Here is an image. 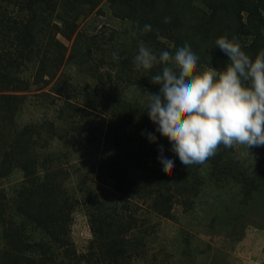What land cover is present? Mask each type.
<instances>
[{
  "label": "rangeland",
  "instance_id": "obj_1",
  "mask_svg": "<svg viewBox=\"0 0 264 264\" xmlns=\"http://www.w3.org/2000/svg\"><path fill=\"white\" fill-rule=\"evenodd\" d=\"M18 1L0 0V26L15 37L0 48V264H264V106L248 100L264 47L247 28L251 18L264 19L263 0H220L233 23L241 20L252 51L238 52L234 63L236 46L224 48L210 30L209 0H164L174 6L156 17L146 14L155 11L151 0ZM68 13L74 23L66 36L59 17ZM199 33L222 67L209 71L204 89L180 94L170 87L183 72L175 67L192 68L188 78L197 72L175 46L187 51ZM124 51L149 53L153 67L143 77L133 59L122 85L111 84V55L126 58ZM161 54L175 55L166 75L153 65ZM104 87L110 91L101 100ZM150 102L166 108L161 120L149 116L153 139L139 134L131 149L104 143L108 123L128 128ZM211 142L220 145V160L196 164L195 186L188 178L180 190L172 185ZM45 179L54 181L51 193Z\"/></svg>",
  "mask_w": 264,
  "mask_h": 264
},
{
  "label": "trees",
  "instance_id": "obj_2",
  "mask_svg": "<svg viewBox=\"0 0 264 264\" xmlns=\"http://www.w3.org/2000/svg\"><path fill=\"white\" fill-rule=\"evenodd\" d=\"M34 1H35L34 3H36V4L41 3V2L46 3V0H43V1L42 0H34ZM111 1H112V3H115L117 0L116 1L111 0ZM151 1L154 2V5H152V9L155 8L154 9L155 11L154 12L151 11V12L146 13L150 17H156V13L159 9L160 10L163 9L168 13L170 11L169 7L171 5H173L172 2L163 3L164 0H151ZM209 1H212V3H211L212 8H213L212 13L216 11V21H215L216 23L214 25H211L212 28L210 27V30L212 29L216 32V36H215L216 37V43H217V41H220L224 48L229 43H231V46H236V57H235V54H234L233 58H232V56H229V62L230 63L237 62V60L240 57L238 52L239 53H245V54H251V52H252L251 49H249L247 47V44H245L246 42H248L249 38H246L243 34V32H245L244 31L245 28H244V25L241 23V20H239V22L233 23L234 19H232V16L231 17L229 16V18L227 17V15L229 14V13H227V11H231L232 9L221 8L220 6L222 4L220 3V0H218V1L217 0H209ZM263 2H264V0H263ZM12 3H14V2H12ZM16 3H17V1H16ZM19 3H20V6H22V3L21 2H19ZM253 3H255V1ZM165 4H168V5L166 6ZM60 5L62 6V4H60ZM30 6H31V9L33 10L32 2L30 4ZM45 7H47V6H45ZM252 7L255 9V4L252 5ZM250 9H252V8H250ZM253 11H251V12L253 13ZM20 12L22 14V17L26 18L27 13L25 12V10L23 8H22V10H20ZM32 12L33 11H31V13ZM34 12H37V10ZM112 14L114 15V12ZM72 16L73 15H70L68 13L66 17L65 16L59 17V19L62 18L61 20L63 21V25H64V27H63L64 29H63L62 33H65L66 36H68L67 34H70V32H71L70 30L72 29V23H74V20L70 19ZM115 16L119 17V15H115ZM224 20L230 21L231 23H233V25H231L228 29L224 28L222 26V25H225ZM26 23L30 28L31 24H32V19H30V17H29L27 19ZM43 24H45V23H43ZM247 28L252 33V36L253 37L255 36L254 41L256 42V44L260 43L264 47V19L261 18L260 20H254L251 18L249 20V26H247ZM5 32H7V31H4L2 29V26H0V48H4L6 46L5 45L6 41L4 38H11V39L15 38L14 36L9 35L8 33H5ZM72 32H73V30H72ZM207 32H209V28H208ZM39 34L40 33H38V32L35 33L36 36H38ZM247 34L249 35V32ZM71 35H72V33H71ZM202 37H203V35L201 33H199L197 36H195V38L192 41H190L191 47H189V48L186 47L187 51L184 49L183 45L180 42H179L178 47L175 46V52L177 55H180V54L184 55L185 53H187L185 55V59H186L185 61H188L189 64L192 63L193 68H195V69H193V72L194 71L197 72V74H196L197 77H194L195 75L194 76L192 75V76H190V78H188V72L192 68L187 67V68H185L186 69L185 70L183 67L176 66L175 68L183 70V72L181 75L177 76V78H175V80L171 81L172 84L170 87L173 89V91H179L178 93L182 94L189 87L191 88L195 85H197V86L202 85L201 89H204L206 87V85H210L209 84L210 82L205 80V77L209 74V71H211V70L218 71V72L220 71V68L222 67V64H221L222 61L217 62L216 61L217 53L213 50V54L211 55L212 51L207 50L204 47V45L202 43H200L203 40ZM207 40L208 39H206L204 41L205 44L207 43ZM209 40L211 42H214L215 39L211 38ZM78 43L79 42L77 39V41L75 42V45H74L75 49L77 48L76 46L78 45ZM115 46H117V43L115 45L112 42V47L110 48V53H111V50H113ZM184 46H186L185 42H184ZM84 48H85V46H83L82 49H84ZM2 50L6 51L5 48ZM16 51L20 52L22 50L19 47H17ZM124 53L127 56L126 58L124 55L119 54V53L116 54L117 56H113L110 54L112 57L113 63H115L116 71H117L116 75L113 77V82H110L111 84L122 85L119 82H123L126 80L125 76H126V72L127 71L129 72V62H131V61L133 62V59L139 60V62H140L139 65H141V66L135 65L134 69H135V72H137V73L143 72V77L145 75H148V73L145 72V69L149 70L150 68L153 67L151 65L152 60L150 58L149 53H147V52H145L143 54H142V52H136V53L130 54V52L124 51ZM120 57H121V59H120ZM162 57H164V60L160 64L155 63L153 65L159 66L160 70H162V71H163V69L168 70V71L164 72V74L166 75V74L170 73L169 71H170V69H172L171 66L174 67L175 55L172 54L169 56L166 54H164V55L161 54V58ZM262 57L263 58L259 59L261 63H258L255 65L256 70H255L254 74L251 76L252 80H250L251 82H253V81L256 82L257 85H254V87H256V90L254 93L251 94L252 98L248 99L250 101H253L252 103H255L258 106H262V105L264 106V54L262 55ZM22 58H23V56H22ZM153 58L157 59L160 57L155 56ZM161 58H160V61H161ZM175 62H176V60H175ZM13 63L15 64V58L13 59ZM11 66H12L11 64L7 65L4 70L6 72L7 71L10 72ZM138 67H141V68L139 69ZM130 69L132 70V68H130ZM156 72H157V70H156ZM153 73H155V72L152 71V74ZM191 78L195 83L190 80ZM210 78H212V77L210 76ZM217 79L219 80V78H217ZM188 81L191 82V84L190 83L187 84ZM250 81L247 80L246 82H250ZM141 83H147L149 85L150 80L145 78ZM235 84H236V88L240 89V87H241L240 83H235ZM150 85H151V89L153 91L158 90V88H155L157 85V83L155 81L153 83H151ZM175 87H177V89ZM100 91L101 92L103 91L101 93V100H102V98H104L105 100L108 99V93L107 92H109L110 89L104 87ZM93 93H94V96L99 94L96 91H93ZM247 96H248V98L250 97L249 95H247ZM223 98H225V97H223ZM150 103H151L150 108H145V110L143 112H141V111L137 112V117H135V115H132V117L130 118V121L132 124L128 128L120 129L119 125H116L114 123L113 124L108 123V125H106L107 131H106L104 143H106V145H108L110 147L111 146L114 147L116 141L117 142L120 141L119 143H121L124 146H119V145H115V146H118L120 148L123 147V149H125L126 146L129 145V147H127V148L131 149L132 144L134 143V140L136 139V137L139 134H146L148 137H151L150 134H152L154 132V129L151 128V127H153V124L152 123L149 124V122L151 121L149 119L150 114H154V116H156L159 120H161V118H163L165 115L166 108H165V104L161 103V102L160 103L150 102ZM107 108H109V107H107ZM172 108H174V107H172ZM109 109H111V108H109ZM119 111H121V110H119ZM108 113H112V112H108ZM201 113L206 114V111H203ZM165 119H164V121H166ZM253 123H254V120H253ZM144 125H145V127H143ZM52 128H54L53 125H52ZM234 131H237V130H234ZM249 132H250V130H249ZM250 133H252V131ZM118 134H123L122 140L118 139V138H120V136H118ZM52 136H54V135H52ZM262 136L264 137V135H262ZM127 138H128V140H126ZM168 143H169V139H167L165 141V144H168ZM125 144H127V145H125ZM171 145L174 147L175 151H176V148H177V151H178V149H180V151H181L182 147L180 145L176 146L177 144L175 142L171 143ZM186 150H187V148L185 149V151ZM216 151L217 152L220 151V145H218V143H215V142H211L209 144V148H207V149L202 148L200 151L199 150H198V152L196 151V155H194V158H196V161L191 159V157H190V159L194 165H191L188 168H185V167L181 168L180 172L181 173L183 172V173L181 174V176L178 175V177L176 178L177 180H174L173 181L174 183H172V185L176 184V188L179 187V190L181 189V186H183V187L187 186L189 182H192L191 185L195 186V183L197 180L193 176V172L198 169L197 168L198 166H200V165H196V164L198 162L201 163L202 160H206V159H207L206 162H208V164H210V165L215 164V162H218L220 160V159H218L219 157L216 156V153H217ZM182 154L185 155L181 151V155ZM198 158H201L200 161H197ZM182 170H185V171H182ZM187 178L189 179V182H188ZM181 179H182V181H181ZM26 184H27V178H26V182L24 185H26ZM28 184H32V186H34L32 181H30V182L28 181ZM52 186H54V181H51V179L43 180V186L42 187L46 193H48L49 191H50V193L52 192ZM169 190H170V188H169ZM32 191L35 192L34 190H32ZM64 195L65 194L54 195V198L52 199L51 204L61 202L62 198H59V197H64ZM90 203H91L90 201L87 202V204H90ZM263 204H264V201L261 203H258V205H262L261 206L262 208L264 207ZM38 206H40V205L34 204L35 210H38L36 208ZM261 211L263 212L264 208L261 209ZM93 214L94 215L96 214L95 209L91 210L89 213L91 219L94 218ZM91 226L92 227L94 226V222H92ZM20 234H21V238H23V231H20ZM24 239H25V237H24Z\"/></svg>",
  "mask_w": 264,
  "mask_h": 264
}]
</instances>
